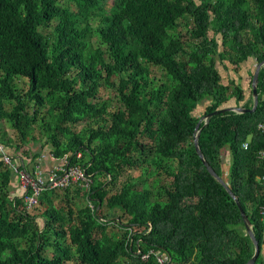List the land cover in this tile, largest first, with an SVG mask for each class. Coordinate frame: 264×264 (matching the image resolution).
<instances>
[{"label": "trees", "instance_id": "trees-1", "mask_svg": "<svg viewBox=\"0 0 264 264\" xmlns=\"http://www.w3.org/2000/svg\"><path fill=\"white\" fill-rule=\"evenodd\" d=\"M217 57L264 61V0H0V144L34 169L38 129L44 152L68 157L92 180L47 188L27 209L0 152V264H161L159 253L165 264H248L255 246L238 204L204 160L249 217L255 264H264V66L255 111L201 123L203 160L201 118L233 97L234 106L254 105V73L247 96L223 81ZM132 170L141 176L127 177Z\"/></svg>", "mask_w": 264, "mask_h": 264}, {"label": "built area", "instance_id": "built-area-1", "mask_svg": "<svg viewBox=\"0 0 264 264\" xmlns=\"http://www.w3.org/2000/svg\"><path fill=\"white\" fill-rule=\"evenodd\" d=\"M258 127L264 133V122L259 123ZM0 147L2 149V160L7 165H9L20 177L19 181L22 187L25 189L24 192H26L24 201L27 209H30L37 204L38 197L42 191L47 188L67 189L77 185L89 188L92 183V180L90 176H88L86 169L78 164H71V162L68 160V157H65L62 160H57L51 153L43 152L36 160L34 169L30 167L31 170H29L27 169L23 159H16L13 156L8 155L4 152L3 146ZM244 147L247 149L248 144H245ZM77 157L78 159H81V154H78ZM258 158L262 163L264 170V149L260 151ZM47 159L55 161V165L49 168L44 167L42 163L44 161L47 162ZM260 180L263 186V199L260 206V215L264 227V173ZM146 257L148 256H145V258ZM159 262L161 264H165L166 260L162 256H159Z\"/></svg>", "mask_w": 264, "mask_h": 264}, {"label": "rangeland", "instance_id": "rangeland-1", "mask_svg": "<svg viewBox=\"0 0 264 264\" xmlns=\"http://www.w3.org/2000/svg\"><path fill=\"white\" fill-rule=\"evenodd\" d=\"M108 3L111 5L113 3V0H108ZM182 31H185V29H182ZM210 34H211V36H213V32H211ZM257 65H258V63L256 62V60L254 58H250L248 61L243 62L240 66H236L234 63L229 62V61H223L222 62L219 58L217 60V66H218V68L222 74L223 81L225 83H229L230 81L234 80L237 84H240L242 87H244L245 90H247L248 96L250 95V90H251L252 73H255ZM154 70H155V74H157L160 78H162L164 76V73H163L164 71H162L160 68L155 67ZM163 79H166V78L163 77ZM101 95H102L103 99L109 101V104H111V106H119L120 105L117 101L116 93L113 90H103ZM234 100H235V97L231 98L230 102L227 105L235 104ZM207 104H208L207 102L200 103L198 109L195 111V115L197 117H202V115H204ZM84 125H85V122H82L79 125H77L76 127H74V129L76 131H79V130H81V128ZM2 126L4 127V130L6 132V139L9 140L10 142L16 144L18 142L17 134L12 129L10 124L7 122H5V123L2 122ZM35 135L41 141V143H38L37 145H33V143H31V147H33V152L40 153V152H44L45 150H48V149H45L44 151L42 150V149H44L43 144L46 143V137L44 135L41 136L38 129H37ZM0 146H2V145L0 144ZM3 149H4V152L10 156L20 155L23 153V152H19V153L17 152V154H16V152L14 150H10L9 148H6L5 146H3ZM0 152L2 154L1 147H0ZM47 152H49V151H47ZM47 152H45V153H47ZM24 157H27V155ZM47 160H50V159H47ZM51 161L56 163L53 160H51ZM45 162L46 161H44L42 163V165L46 164ZM168 164L172 167V169L174 171L177 170V163L175 161H170V162H168ZM126 175H127V177H128V175L129 176L133 175L135 177H139V176H141V172L138 170H136V171L132 170V171H127ZM124 179H126V178H123L121 181H123ZM152 182L153 181L150 180V183H152ZM120 187H121V185L118 184L115 191H118ZM11 188L13 190L14 195H18V196H22V193L25 190L22 187L20 181L17 180V178L13 179ZM73 189L71 190V192L74 191ZM161 255L162 254L159 253V256H161Z\"/></svg>", "mask_w": 264, "mask_h": 264}, {"label": "water", "instance_id": "water-1", "mask_svg": "<svg viewBox=\"0 0 264 264\" xmlns=\"http://www.w3.org/2000/svg\"><path fill=\"white\" fill-rule=\"evenodd\" d=\"M264 66V61L258 63L257 67H256V70H255V73H254V76H253V81H252V93H253V97H254V105L251 109H247L243 106H229V107H224V108H221V109H218L214 112H211V113H208V114H205L203 118H201V120L199 121V123L197 124L196 126V135H195V147H196V150L199 154V156L204 160V157H203V154L200 150V147H199V135H200V125L202 122L205 121V124H207L210 120V118L215 115V114H219L221 112H224L226 110H233V111H238V112H245L247 110H251V111H255L258 104H259V93H258V88H257V85H258V80H259V73H260V69L261 67ZM204 163H205V166L207 167L208 171L210 172V174L215 177L229 192V194L231 195V197L234 198V200L236 201V203L238 204V207L240 209V212H241V215H242V218L244 220V223H245V226H246V230L248 232V234L250 235V237L252 238L253 242H254V246H255V253H254V256L252 257V259L248 262V264H255L260 253H261V250H260V246H259V242L257 241V239L255 238V235H254V232H253V229H252V226H251V222H250V219L249 217L246 215V213L244 212V210L242 209L241 207V204L238 200V198L233 194V192L230 190L228 184L225 182V180L220 177L216 172L215 170L209 165L208 162H206L204 160Z\"/></svg>", "mask_w": 264, "mask_h": 264}, {"label": "crops", "instance_id": "crops-1", "mask_svg": "<svg viewBox=\"0 0 264 264\" xmlns=\"http://www.w3.org/2000/svg\"><path fill=\"white\" fill-rule=\"evenodd\" d=\"M244 88V87H243ZM245 90V89H244ZM245 94L248 96V92L247 90H245ZM235 104H230L231 106L237 105L236 104V99L234 100ZM46 164H44L43 166L46 168L52 167L55 165L54 162H52L51 160H48L47 162H45ZM230 166V156H229V152H226V154H224L223 156V169L226 172L229 169ZM262 255L264 257V250L262 252Z\"/></svg>", "mask_w": 264, "mask_h": 264}]
</instances>
